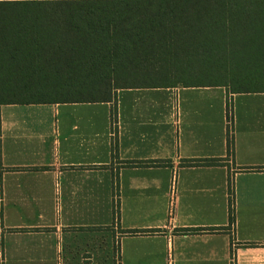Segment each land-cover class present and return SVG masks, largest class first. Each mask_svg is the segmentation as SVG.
<instances>
[{
	"label": "crops",
	"instance_id": "obj_1",
	"mask_svg": "<svg viewBox=\"0 0 264 264\" xmlns=\"http://www.w3.org/2000/svg\"><path fill=\"white\" fill-rule=\"evenodd\" d=\"M200 159L220 163L186 162ZM150 160L164 164H123ZM58 260L264 264V92L177 85L118 89L114 104L0 105V264Z\"/></svg>",
	"mask_w": 264,
	"mask_h": 264
},
{
	"label": "trees",
	"instance_id": "obj_2",
	"mask_svg": "<svg viewBox=\"0 0 264 264\" xmlns=\"http://www.w3.org/2000/svg\"><path fill=\"white\" fill-rule=\"evenodd\" d=\"M177 85L264 92V0H0V105L114 104L118 89ZM228 194L233 224L231 178Z\"/></svg>",
	"mask_w": 264,
	"mask_h": 264
},
{
	"label": "built area",
	"instance_id": "obj_3",
	"mask_svg": "<svg viewBox=\"0 0 264 264\" xmlns=\"http://www.w3.org/2000/svg\"><path fill=\"white\" fill-rule=\"evenodd\" d=\"M228 123H229V121H228ZM173 189H174V186L172 187V191H173ZM233 257V256H232ZM57 264H61L60 263V260H58V263Z\"/></svg>",
	"mask_w": 264,
	"mask_h": 264
},
{
	"label": "rangeland",
	"instance_id": "obj_4",
	"mask_svg": "<svg viewBox=\"0 0 264 264\" xmlns=\"http://www.w3.org/2000/svg\"><path fill=\"white\" fill-rule=\"evenodd\" d=\"M228 101H229V98H228Z\"/></svg>",
	"mask_w": 264,
	"mask_h": 264
}]
</instances>
